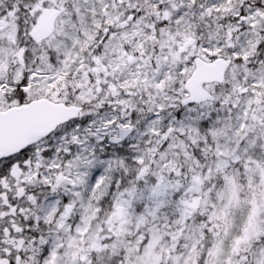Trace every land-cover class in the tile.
Masks as SVG:
<instances>
[{
	"label": "snow or ice",
	"instance_id": "6c2138e0",
	"mask_svg": "<svg viewBox=\"0 0 264 264\" xmlns=\"http://www.w3.org/2000/svg\"><path fill=\"white\" fill-rule=\"evenodd\" d=\"M0 264H264V0H0Z\"/></svg>",
	"mask_w": 264,
	"mask_h": 264
}]
</instances>
